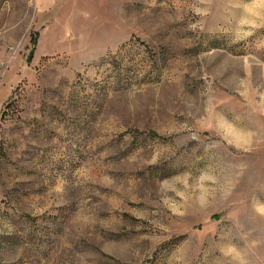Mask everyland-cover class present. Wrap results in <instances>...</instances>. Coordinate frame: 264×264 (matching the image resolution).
<instances>
[{
	"label": "rangeland",
	"instance_id": "1",
	"mask_svg": "<svg viewBox=\"0 0 264 264\" xmlns=\"http://www.w3.org/2000/svg\"><path fill=\"white\" fill-rule=\"evenodd\" d=\"M0 264H264V0H0Z\"/></svg>",
	"mask_w": 264,
	"mask_h": 264
},
{
	"label": "crops",
	"instance_id": "2",
	"mask_svg": "<svg viewBox=\"0 0 264 264\" xmlns=\"http://www.w3.org/2000/svg\"><path fill=\"white\" fill-rule=\"evenodd\" d=\"M67 0H36L39 9L42 12H53L57 6H59L60 2Z\"/></svg>",
	"mask_w": 264,
	"mask_h": 264
}]
</instances>
